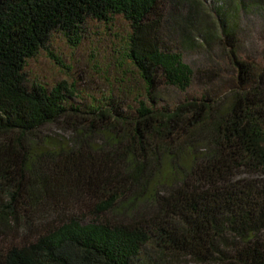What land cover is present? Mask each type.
<instances>
[{
	"label": "trees",
	"instance_id": "trees-1",
	"mask_svg": "<svg viewBox=\"0 0 264 264\" xmlns=\"http://www.w3.org/2000/svg\"><path fill=\"white\" fill-rule=\"evenodd\" d=\"M216 4L0 0V264H264V65L234 49L264 0ZM88 21L111 32L102 89L32 74ZM223 39L230 77L187 97L185 49Z\"/></svg>",
	"mask_w": 264,
	"mask_h": 264
},
{
	"label": "rangeland",
	"instance_id": "rangeland-1",
	"mask_svg": "<svg viewBox=\"0 0 264 264\" xmlns=\"http://www.w3.org/2000/svg\"><path fill=\"white\" fill-rule=\"evenodd\" d=\"M201 1L204 3L206 12L211 15L216 24H219V18L214 10L219 0ZM261 18V14L254 10L245 8L238 12L235 19L234 49L242 58L260 61L264 65V27ZM109 33H111L109 30L105 31L99 25L88 21L83 26L81 42L76 47L68 43L61 34H55L51 43V52L58 60L49 56L46 51L42 52L31 64V69L34 70L32 74L37 73L43 77L66 78L68 76L70 81L78 80L77 83L81 89H102L103 83L100 76L105 74L101 69L112 70L114 65V61L109 56L110 35H107ZM225 41L223 39L221 42L216 41L200 48L185 49L184 61L197 73L193 90L187 97L196 95L198 86L204 85L205 81L201 79V75L213 64L217 65L220 78L226 81L227 77H230L232 69L227 59L229 47L226 46ZM62 66H66L68 70ZM171 95L174 98H180L179 94Z\"/></svg>",
	"mask_w": 264,
	"mask_h": 264
}]
</instances>
